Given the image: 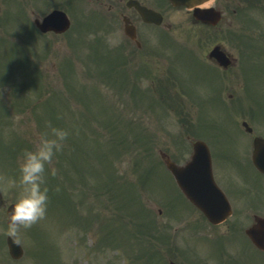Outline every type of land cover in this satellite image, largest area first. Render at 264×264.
Listing matches in <instances>:
<instances>
[{
    "label": "rangeland",
    "instance_id": "374dc122",
    "mask_svg": "<svg viewBox=\"0 0 264 264\" xmlns=\"http://www.w3.org/2000/svg\"><path fill=\"white\" fill-rule=\"evenodd\" d=\"M209 5L221 9L222 0H213ZM163 10H165L166 20L172 23V34L178 39V43L190 53L194 51L198 53V56H202L215 41H222L227 49L235 51L231 42L235 39L230 37L232 34L226 32L235 31L238 29L237 27L227 28L224 22L217 28L211 29L192 23L191 18L183 9L171 11V9L164 8ZM103 12H105L103 15L108 14L104 10H100L99 14ZM26 14L31 20L29 10ZM110 20L111 24L105 21L88 23L84 27L85 30L79 32V35L76 32L78 30L73 29L60 38L47 37L48 39L45 40L51 41V46L47 49L34 46L39 42L41 44L44 39L32 42V46L30 42L27 44L28 41L25 40L24 33L17 31L15 35V31L11 32V24H6L4 35L0 37V180L3 179L4 182L7 177L18 176V163L24 150L34 147L41 134H51L53 127L66 129L69 133L68 136L75 134L76 130L82 132L88 138L86 147L83 146L86 141L85 137L78 133L76 137H79L80 145L71 143L74 146L73 150L65 154L64 145L67 146L71 141V137L67 138V136L63 141L62 149L54 158L53 165L46 172L49 196L53 199L52 220L62 221L59 217L64 212L70 213L74 209L68 207L63 210L64 206L61 204L63 200L71 201L74 196L82 195L88 197L87 203H92L93 200L90 201V199L97 195V199L99 198L101 201L100 210L103 214L117 215L119 213L120 215L118 224L117 221L116 224L113 223L112 216L104 215L100 218V225L106 230L101 239V246L112 245V252L116 255L110 253L109 247H104L100 251L98 264H108L114 256L117 264L121 263L120 258L124 264H144L143 261L147 258L142 261L134 255V253L138 254L140 249L137 246L138 242L137 245L120 247L123 243L131 241L127 215H138L137 207L134 204L135 195L131 190L136 186L139 194L142 190L141 194L144 196L140 194V198L144 197V200L147 198L150 209L154 208L155 212L159 206L156 196L160 198L165 194L175 199L176 191L171 179L168 178L165 170H159L157 166L160 162L157 151L158 148L172 147L171 141L173 140L168 136H178L185 126H181L174 119L156 123L153 118L144 115L143 102L138 99L133 100L131 97V82L127 80L126 74L119 73L120 77L114 79V83L119 85L117 87L109 79V72L106 70L112 67L114 50H125L129 53L132 49L130 42L123 35L120 21L115 16ZM228 21H230L229 18ZM232 25L236 26V23L233 22ZM12 26L16 27V25ZM144 30L151 34L160 33L162 36L160 41L162 42L163 39L168 42L159 30L146 26H144ZM35 34L33 35L35 36ZM153 42L151 44H156L161 50L160 42L156 40ZM16 48L19 49V53ZM150 49L149 56L143 55L142 58L132 59L134 62L132 67L138 68L139 62L148 58L150 61H146L155 67L157 65L162 69L167 67L166 71H169L170 59L165 60L160 57L161 55H153L151 54L152 49ZM163 51H165L164 48ZM21 56L27 58L24 64L18 61ZM190 61L179 64L177 78L183 86L190 87L193 96H202L201 91L211 81L210 74L196 69V62ZM66 66H71L72 69L69 70ZM36 67H38V71L35 69ZM212 77L214 76L212 75ZM138 82L142 87L147 85V82L142 79ZM250 105L254 106L255 103L251 102ZM223 110L226 109L223 108ZM212 113L217 114L216 117ZM221 113L226 112L215 108H205V115H209L206 122L204 119L203 125L206 126V130L203 134L210 137L211 130H213L218 133L229 131L234 135L233 138H221L219 142L213 140L211 145L214 152L221 147L224 151L231 153L230 157L233 159V163L225 165V173L232 178L239 179L242 176V167L239 163L244 160V152L238 151L242 138L236 136H241V132L233 128L230 118L222 120ZM124 118L130 122L133 121V123H129L132 124L131 131ZM138 120L141 123H136ZM145 120L146 122H143ZM162 123L167 130L157 129V138L154 139L157 151L155 154L144 152L142 149L143 132L145 130L155 132L156 126L160 127ZM190 131H193L192 127ZM172 134L176 135L172 136ZM91 140H97V145L93 143L89 146ZM207 141L210 142L209 139ZM187 156L186 154L184 159ZM213 158L214 166H218L219 161H215L214 153ZM113 163L115 164V173ZM91 165L93 169H98L97 178ZM52 167L55 168L54 174L51 171ZM160 168L162 169L161 166ZM249 169L250 174L253 175V170L250 167ZM118 176H125L127 181H122ZM113 177V187L117 191L125 190L127 193H109L108 186L112 184ZM244 179L248 178L244 176ZM94 184L97 187V194ZM18 189L19 186L16 189H8L7 195L15 198ZM164 189L166 192L163 193ZM121 198L124 203L123 208L118 207L122 201ZM109 202L110 207H107ZM104 206H106L105 209ZM129 206L130 211H128ZM79 214L84 216L87 226L94 227L92 211L86 213L83 208ZM62 216H67V214ZM55 217L58 218L55 219ZM129 218L132 219V217ZM158 219L161 220V218ZM160 222H166V219L162 217ZM68 223H70L69 220ZM72 225L70 223L69 230L65 229L64 232L74 231L77 234L79 223L73 225L74 230L71 229ZM46 230L61 242V244L54 243V252L61 256L62 260H69L70 240L67 237L59 236L60 225L49 224ZM133 240L139 241V239ZM119 242L122 245H117L115 248V243ZM87 244L88 240L85 241V245L88 247ZM83 248L84 246L77 242L75 259L78 258L81 264H94L91 254L84 252ZM151 250L156 251L155 245ZM95 264H97L96 261Z\"/></svg>",
    "mask_w": 264,
    "mask_h": 264
},
{
    "label": "flooded vegetation",
    "instance_id": "af4514ba",
    "mask_svg": "<svg viewBox=\"0 0 264 264\" xmlns=\"http://www.w3.org/2000/svg\"><path fill=\"white\" fill-rule=\"evenodd\" d=\"M81 1L82 0H30V6L34 12L48 7L51 9L56 7L66 11H77L78 8L76 7ZM245 2L246 6L253 5L252 7H256L260 12L264 13V0H245ZM149 7L151 6L149 5ZM253 10L254 9L251 7L242 9L241 18L239 20L237 19V22H240V25L246 28L242 27L243 39L238 41L240 51L236 58V66L229 65L225 68H219L215 59L209 61L214 66H217L216 68L224 75L225 80L228 79L230 74L238 76L240 86L237 92L239 93V96H242V98H239V100L242 101H249V97H254V93L264 86V29L262 28L260 30L259 35L252 34L251 28L248 29V27L264 26V19L259 20L250 18V14ZM78 13L80 12L77 11V14ZM228 96L230 97L232 94H228ZM260 107L263 108L261 104ZM249 118L254 120L255 123L259 122L254 115L250 114ZM259 128L257 133L254 134V137L261 136L264 138V121L260 124ZM249 143L250 138L245 137L242 150H244ZM232 198V202L236 209L235 221L232 224L233 226L225 224V229L227 231L226 234H230V231L233 229H239L245 221H248L252 217L254 218L253 215H264V195H234ZM196 213L198 214L200 221H202L203 217L200 212ZM194 228L196 230L204 229L203 223L198 222L194 225ZM209 228L212 229V231L215 230L216 232H219L220 226H209ZM212 238L213 240L220 239L218 233H213ZM221 259L222 262L215 259L211 260V264H227L228 262L235 260L236 257L229 256L227 258H222L221 256ZM207 264H210L209 261Z\"/></svg>",
    "mask_w": 264,
    "mask_h": 264
},
{
    "label": "clouds",
    "instance_id": "9594fccd",
    "mask_svg": "<svg viewBox=\"0 0 264 264\" xmlns=\"http://www.w3.org/2000/svg\"><path fill=\"white\" fill-rule=\"evenodd\" d=\"M68 134L66 129L57 127L51 129V134H41L34 147L24 150L18 163V176L5 179V190L19 186L14 200L6 205L9 234H16L21 228H28L45 217L49 201L46 172ZM51 171L54 174L55 168Z\"/></svg>",
    "mask_w": 264,
    "mask_h": 264
},
{
    "label": "water",
    "instance_id": "95a60500",
    "mask_svg": "<svg viewBox=\"0 0 264 264\" xmlns=\"http://www.w3.org/2000/svg\"><path fill=\"white\" fill-rule=\"evenodd\" d=\"M172 3L174 4H184L186 5L187 7H190V6H194L195 4H198V3H201L205 0H170ZM144 10V9H143ZM142 12V11H141ZM143 13L145 14V11H143ZM205 14V11H202L201 14ZM201 20L203 21H213L214 19H216V16L213 15V16H210V15H205V16H202V17H199ZM44 28L43 29H46L48 28V26H43ZM168 168L173 172V173H176V169H174L171 165L168 164Z\"/></svg>",
    "mask_w": 264,
    "mask_h": 264
}]
</instances>
